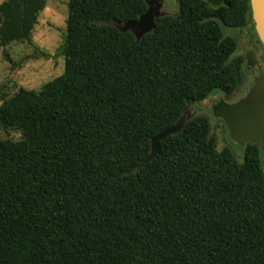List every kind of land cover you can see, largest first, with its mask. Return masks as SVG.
Listing matches in <instances>:
<instances>
[{
  "label": "trees",
  "instance_id": "obj_1",
  "mask_svg": "<svg viewBox=\"0 0 264 264\" xmlns=\"http://www.w3.org/2000/svg\"><path fill=\"white\" fill-rule=\"evenodd\" d=\"M46 0H0V49L29 42ZM136 41L113 23L146 0H68L61 75L8 95L0 84V264H264V151L239 162L189 103L243 80L249 0H178ZM4 57L9 55L4 51ZM224 124V123H223Z\"/></svg>",
  "mask_w": 264,
  "mask_h": 264
},
{
  "label": "rangeland",
  "instance_id": "obj_2",
  "mask_svg": "<svg viewBox=\"0 0 264 264\" xmlns=\"http://www.w3.org/2000/svg\"><path fill=\"white\" fill-rule=\"evenodd\" d=\"M68 0H46L44 9L37 18V23L31 33L29 42L12 43L0 49V84H4V91L10 95L18 88L38 90L47 81L61 75L64 71L65 58L60 53L66 27ZM161 10L166 14H175L178 11L177 2L174 0H162ZM224 35L233 36L237 42L234 55L247 53L248 47L243 31L239 28H231L221 24ZM4 51L8 53L9 60L4 57ZM245 74L241 84L232 95L226 96L221 92L210 95L200 102L189 103L186 109L194 115H205L209 118L211 132H214L218 147L228 145L234 152L237 160L244 159V146L233 141L228 135L222 121L214 117L211 107L219 98L227 102H235L250 91L252 79ZM20 133L15 131L5 132L0 129V139L18 140Z\"/></svg>",
  "mask_w": 264,
  "mask_h": 264
},
{
  "label": "water",
  "instance_id": "obj_3",
  "mask_svg": "<svg viewBox=\"0 0 264 264\" xmlns=\"http://www.w3.org/2000/svg\"><path fill=\"white\" fill-rule=\"evenodd\" d=\"M178 1V0H174ZM210 4L220 5L223 0H206ZM147 9L137 20L123 23H113L120 31H130L136 41L150 32L155 20L164 15L161 10L162 0H146ZM251 17L255 32L264 47V0H249ZM247 70L253 76V85L243 98L234 103L220 99L212 105L214 117L220 118L226 125L230 138L240 145L260 142L264 151V74L256 60L249 58ZM192 117L186 107L182 114L172 124L150 137V151L140 160L137 169L152 161L160 150V142L167 137L181 132L185 123Z\"/></svg>",
  "mask_w": 264,
  "mask_h": 264
},
{
  "label": "flooded vegetation",
  "instance_id": "obj_4",
  "mask_svg": "<svg viewBox=\"0 0 264 264\" xmlns=\"http://www.w3.org/2000/svg\"><path fill=\"white\" fill-rule=\"evenodd\" d=\"M241 30L243 31L247 47L249 48L247 53L242 56L244 59V68L246 67L249 58H252V59L256 60L257 64L259 65V67L261 68V70L264 74V47H263L262 43L260 42V40H259V38L255 32L254 26H253V28L251 26H246V27H243ZM246 69H247V67H246ZM244 74H245V69H244V73H243V78H244ZM247 74L251 77L252 85H253L252 74L249 71L247 72ZM224 95H226V94H224ZM230 95H232V94H230ZM226 96H229V95H226ZM220 99L227 102V98L226 99L219 98L218 101ZM227 103H229V102H227ZM232 103H234V102H232ZM218 120L222 121L220 118H218ZM222 123H224V122L222 121ZM224 125H225V123H224ZM225 128H226V125H225ZM256 143L260 144L259 141ZM246 144H244L243 146H245Z\"/></svg>",
  "mask_w": 264,
  "mask_h": 264
}]
</instances>
